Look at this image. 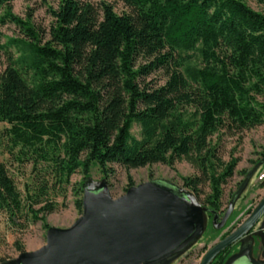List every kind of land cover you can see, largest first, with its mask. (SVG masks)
Here are the masks:
<instances>
[{
    "label": "trees",
    "instance_id": "obj_1",
    "mask_svg": "<svg viewBox=\"0 0 264 264\" xmlns=\"http://www.w3.org/2000/svg\"><path fill=\"white\" fill-rule=\"evenodd\" d=\"M14 1L0 0V24L21 32L0 75V146L32 166L33 181L23 195L0 161L7 224H45L57 210L51 193L94 166L108 180L114 166L186 160L199 176L184 186L199 194L208 184L218 209L238 162L225 164L212 139L264 125V14L243 0H122V15L111 4L60 0L45 33L12 13ZM157 72L165 83H147ZM84 186L74 188L81 214Z\"/></svg>",
    "mask_w": 264,
    "mask_h": 264
},
{
    "label": "water",
    "instance_id": "obj_2",
    "mask_svg": "<svg viewBox=\"0 0 264 264\" xmlns=\"http://www.w3.org/2000/svg\"><path fill=\"white\" fill-rule=\"evenodd\" d=\"M235 197L222 221L225 227ZM207 209L187 190L161 181L129 188L113 198L103 180L85 183L82 216L68 229L50 228L46 245L23 252L10 264H158L179 256L199 241L207 228ZM264 215V198L229 237L211 248L201 264H211L226 248L248 235ZM256 262L248 254L226 264Z\"/></svg>",
    "mask_w": 264,
    "mask_h": 264
},
{
    "label": "rangeland",
    "instance_id": "obj_3",
    "mask_svg": "<svg viewBox=\"0 0 264 264\" xmlns=\"http://www.w3.org/2000/svg\"><path fill=\"white\" fill-rule=\"evenodd\" d=\"M86 1L95 6L104 3L111 4L119 15L130 12L122 0ZM243 1L254 11L264 14V3H259L256 0ZM59 3L60 0H15L12 4V13L46 33L54 22L51 11L56 10ZM2 13L3 11L0 12V15ZM18 37H21V32L16 25L0 24V75L8 66V41ZM165 81L166 78L162 72L154 73L146 79L147 83H153L155 86H161ZM5 127L1 124L0 131ZM133 132L138 136L137 128H134ZM212 147L217 148L218 157L225 164L233 160L238 162L232 177L222 185L221 209L228 207L231 198L240 192L242 186L244 189L225 228L218 232L208 230L190 251L195 263L200 262L206 250L217 243L221 236L244 222L264 197V125L240 133L223 131L212 139ZM0 161L7 163L18 189L24 195L26 185L33 181L32 166H19L12 157L4 152L2 146H0ZM114 169V175L108 180L104 178L98 166L92 168L90 176L86 180L82 173L72 176L70 186H61L51 193L57 204V210L46 217L45 224L42 222L30 223L26 229L18 230L11 228L7 224L6 215L0 213V260L17 258L20 254L17 243L22 246L23 252H34L46 245L47 232L50 228L68 229L72 227L82 216L75 205L74 188L89 180L107 181L115 199L125 195L130 184L138 186L150 181H161L183 188L189 191L203 207L207 204L211 194L208 184L200 187L199 194L184 186L183 178L199 176V172L186 160L177 161L173 167L155 164L129 172L118 166H114ZM51 184H53L52 181Z\"/></svg>",
    "mask_w": 264,
    "mask_h": 264
},
{
    "label": "flooded vegetation",
    "instance_id": "obj_4",
    "mask_svg": "<svg viewBox=\"0 0 264 264\" xmlns=\"http://www.w3.org/2000/svg\"><path fill=\"white\" fill-rule=\"evenodd\" d=\"M244 186H242V188H240V192H238V194H236L235 196H233L229 202V205L226 209H221V207H219L218 209L213 208L207 201V204L204 205V208L207 209L206 211V217H207V228L205 233L209 230L212 232H218L219 230L216 228L217 225L222 221L224 215L226 214V212L228 211L231 203L233 202V200L235 199V197L237 195L238 198L235 201V204L239 201L240 196H241V192L243 191ZM264 198V197H263ZM262 198V199H263ZM262 201V200H261ZM260 201V202H261ZM259 202V203H260ZM259 205V204H258ZM257 205V207H258ZM235 207V205H234ZM256 207V208H257ZM255 208V209H256ZM254 209V210H255ZM252 210L250 212L249 216L253 213ZM234 211V210H233ZM233 214V212H232ZM247 218V219H248ZM230 219V218H229ZM246 219V220H247ZM245 220V221H246ZM229 221V220H228ZM227 221V223H228ZM244 221V222H245ZM244 222H242L240 225H238L237 227H235L233 230L231 231H227L223 236H221V238L218 240L217 243H215L213 246L209 247L206 250V253L213 248L216 244H218L219 242L223 241L224 239H226L227 237H229L232 233H234ZM258 225H260L258 227ZM226 226V225H225ZM225 228V227H224ZM223 229V228H222ZM220 229V230H222ZM195 247V244L190 247L188 250H186L184 253H182L179 256L173 257L171 259H168L166 261H163L161 263L158 264H201L203 261L204 256L206 255V253L204 254V256L201 258L200 262L195 263L192 260V256H191V250ZM241 252L246 253L249 255V257H251V259H253L256 262H264V215L262 216L261 220L255 225V227L250 231V233L246 236H244L242 239H240L237 243L229 246L228 248H226L224 251H222L213 261L211 264H226L227 261L240 254ZM23 252H20V254ZM19 254V255H20ZM16 258L14 259H6V260H0V264H10L11 262H13ZM246 263V259L244 258L243 260L238 261L236 264H245Z\"/></svg>",
    "mask_w": 264,
    "mask_h": 264
}]
</instances>
